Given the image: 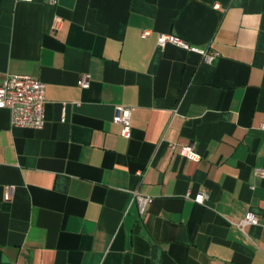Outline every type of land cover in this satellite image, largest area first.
<instances>
[{
  "label": "crops",
  "instance_id": "1",
  "mask_svg": "<svg viewBox=\"0 0 264 264\" xmlns=\"http://www.w3.org/2000/svg\"><path fill=\"white\" fill-rule=\"evenodd\" d=\"M11 75L46 104L40 128L0 109V264H264V0H0Z\"/></svg>",
  "mask_w": 264,
  "mask_h": 264
},
{
  "label": "built area",
  "instance_id": "2",
  "mask_svg": "<svg viewBox=\"0 0 264 264\" xmlns=\"http://www.w3.org/2000/svg\"><path fill=\"white\" fill-rule=\"evenodd\" d=\"M18 2H31L32 0H16ZM57 0H49V4L55 5ZM217 7V6H216ZM61 23L59 16H54L51 30L55 32ZM149 32H143V36ZM167 44H172L184 50L198 53L202 56L203 61L211 64L217 57L214 51L200 50L194 46H190L184 40L171 34H159L157 37V47L164 48ZM90 83L89 75L82 74L77 85L80 88H88ZM45 84L29 75H11L6 76L0 84V109H8L10 112V122L13 127L40 128L44 123L45 113ZM133 108L129 106L119 105L115 108L113 122L120 125V135L129 138L131 133V115ZM264 129V125L261 126ZM170 148L174 149L175 145L170 144ZM181 154L192 157L193 149L190 146H184L180 149ZM260 176H264V171L260 172ZM12 189L7 188L5 200H10ZM206 198L204 193L197 194L196 202H203ZM132 199L137 204L138 212L143 215L146 207L151 203L152 198L140 194L137 190L132 193ZM238 228L243 229L248 225L258 224V219L252 212H247L245 216L232 222Z\"/></svg>",
  "mask_w": 264,
  "mask_h": 264
}]
</instances>
